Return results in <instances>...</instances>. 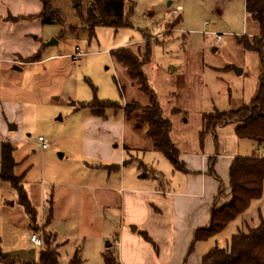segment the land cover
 Segmentation results:
<instances>
[{
  "label": "rangeland",
  "instance_id": "rangeland-1",
  "mask_svg": "<svg viewBox=\"0 0 264 264\" xmlns=\"http://www.w3.org/2000/svg\"><path fill=\"white\" fill-rule=\"evenodd\" d=\"M132 1L130 27L101 26L93 36L78 15V11L86 15L93 0H52L64 23L43 25L29 16L16 29L3 21L1 12L9 3L0 0V54H18L10 63L0 61V103L6 105L7 118L13 117L9 124L18 127L16 132L0 130L1 252L17 251L24 245L36 251L33 263L38 264L42 248L30 242L35 234L58 248L60 264H72L75 259L80 264H105V253L117 256L108 244L116 236L114 221L119 212L115 200L103 203L97 189L107 179L102 169L107 165L102 150L105 136L89 133L94 130L87 119L93 116L90 106L94 102L124 107L135 100L144 106L150 104V97L127 77L111 51L150 43L151 61L143 71L164 116L173 124L171 139L185 151L198 149L211 131L205 117L215 118L255 99L249 100V95L256 58L264 68V47L261 52L248 51L242 43L247 40L255 45L258 38L251 36L257 23L247 14L245 0ZM11 2L21 14L38 9L37 0ZM178 8L181 11L175 17ZM28 35L33 38L28 40ZM214 35H221L222 43L216 45ZM31 51L36 55L23 57ZM244 66L247 72L237 76L233 68ZM106 111L112 122L123 125L122 138L114 143L117 152L125 144L127 163L142 158L147 151L136 149L144 150L152 143L148 126L135 116L128 120L123 112ZM40 137L48 149H41ZM5 143L15 148V185L24 176L33 219L20 204L15 185L1 178ZM252 144L264 153V146L253 142L242 141L241 147L245 151ZM161 158V167L168 172L173 165ZM50 202L51 219L47 218ZM62 225L64 233L59 230ZM239 233L235 223L230 224L213 239V247L227 248ZM15 263L23 264L20 260Z\"/></svg>",
  "mask_w": 264,
  "mask_h": 264
},
{
  "label": "crops",
  "instance_id": "crops-1",
  "mask_svg": "<svg viewBox=\"0 0 264 264\" xmlns=\"http://www.w3.org/2000/svg\"><path fill=\"white\" fill-rule=\"evenodd\" d=\"M5 1L9 5L2 12L0 11L2 19L7 26L10 25L15 29L19 27L20 22L27 20L11 22L7 21L8 18L35 16L42 10L39 0H37L38 9L26 10L23 14L13 9L11 0ZM259 35L257 25L251 36L259 37ZM26 37L28 40L33 38L32 35ZM215 44L218 45L216 40ZM36 49L39 53V46ZM33 52L22 56H35ZM0 55V61L8 63L18 56L16 53L13 56ZM256 60L257 68L249 100L258 94L260 78L264 70L260 68L258 58ZM246 72L247 68L244 66L242 75ZM5 106L0 103V130L16 132L18 127L16 130L10 129L12 124L9 123L12 122L13 117L7 118L4 112ZM87 123L94 130L89 133L99 137H103V134L105 136L102 150L106 153L107 165L102 169L107 173V179L103 184L98 185L97 189L101 193V201L109 204L110 198H113L119 212L118 219L114 221L117 227L114 233L116 236L111 237L108 244V247H113L117 252L118 264H202L203 257L214 248L213 239L217 236L199 242L195 240V235L199 230L209 228L215 208L231 202L232 163L236 158L251 157L253 154L264 158V153L261 154L254 144L243 151L242 141H252L238 138L237 124L217 126L206 133L198 149L192 147L185 151L172 140L179 151L182 169L176 171L171 166L166 172L161 167L163 160L161 157L165 158V156L154 150L152 143L144 150L136 149V151H147L142 158L138 156L132 160V164L127 163L125 144L123 151L118 152V146L114 145L122 138V124L112 122L109 117L102 119L95 116L89 117ZM262 219H264V196L243 216L230 224L235 223L239 232L247 234L251 229L257 228ZM132 226H135V232L132 231ZM30 242L35 245L31 237ZM25 248L23 245L18 247V250ZM1 258L0 255V264H4ZM16 260L20 259H15L14 264Z\"/></svg>",
  "mask_w": 264,
  "mask_h": 264
},
{
  "label": "trees",
  "instance_id": "trees-1",
  "mask_svg": "<svg viewBox=\"0 0 264 264\" xmlns=\"http://www.w3.org/2000/svg\"><path fill=\"white\" fill-rule=\"evenodd\" d=\"M42 10L31 19L38 18L43 25L64 23L61 12L53 7L52 0H39ZM246 12L257 23L260 35L255 40V45L243 40L248 51L261 52L264 47V0H245ZM134 14V3L132 0H93L87 14L78 11L82 25L95 36L98 27H112L116 30L131 26V18ZM26 18H11L12 22L25 20ZM150 43L145 47L140 45H129L111 51V56L121 65L127 77L137 85L141 91L149 95L150 104L142 105L133 100L126 102L122 107L111 102H94L91 104L92 115L107 119V111L113 110L115 114L123 112L126 119L133 116L142 125L148 126L147 137L151 140L154 150L162 153L175 167L182 169L179 161V151L171 139L173 129L172 122L164 116L157 95L151 88L143 67L151 61ZM208 129L228 124H237L236 134L240 140H249L264 146V71L260 78V89L252 102L237 110L220 112L215 118L205 117ZM15 148L10 143L2 146V169L3 181L15 185L18 179L14 175L16 166L14 160ZM212 173V172H211ZM24 176L20 177V183L15 185L20 196V204L26 209L28 215L33 219L35 213L31 202L25 192ZM21 184V185H20ZM230 186L232 200L227 205L215 208L212 212L209 228L199 230L195 240L207 241L221 234L228 225L243 216L256 202L264 196V158L253 154L251 157H239L234 160L230 167ZM53 202H50L47 218H52ZM46 245V246H45ZM44 246L46 248H44ZM58 248H53L47 240H43L40 262L38 264H60ZM105 264H118L117 256L112 252L104 254ZM4 264H14L10 258H1ZM23 264H35L24 262ZM72 264H80L76 260ZM202 264H264V219L261 224L251 229L247 234L240 232L232 237L227 248L214 247L202 259Z\"/></svg>",
  "mask_w": 264,
  "mask_h": 264
},
{
  "label": "water",
  "instance_id": "water-1",
  "mask_svg": "<svg viewBox=\"0 0 264 264\" xmlns=\"http://www.w3.org/2000/svg\"><path fill=\"white\" fill-rule=\"evenodd\" d=\"M52 44H54V41L49 43V44H47V46H51ZM15 69L16 70H20V67L15 66ZM233 70L238 76H240L242 74V69L234 67ZM73 105H75V103H73ZM10 129L11 130H16L17 127L15 125H11ZM63 229H64L63 225L60 226L59 230L62 231V233L65 232ZM131 229H132L133 232H135V230H136V228L134 226H132ZM0 255L3 258H10L12 260L20 259L23 262L36 261V258H37L36 251L34 249H31V250H17V251H13V252H9V253H3V252L0 251Z\"/></svg>",
  "mask_w": 264,
  "mask_h": 264
},
{
  "label": "built area",
  "instance_id": "built-area-1",
  "mask_svg": "<svg viewBox=\"0 0 264 264\" xmlns=\"http://www.w3.org/2000/svg\"><path fill=\"white\" fill-rule=\"evenodd\" d=\"M179 11H181L180 8H178V9L174 12V16H175V17L178 15ZM157 31L160 33V36H163V33H164V32H163V30H162L161 27H158V28H157ZM214 37H215V40H216V43H217V44L222 43V41H223V37H222L221 35H214ZM39 142H40V144H41V149H43V150L48 149V145L45 143V139H44L43 137H40V138H39ZM31 241H32V242L35 244V246H37V247H42V246H43V240L40 239V238H38L36 235H32V236H31Z\"/></svg>",
  "mask_w": 264,
  "mask_h": 264
}]
</instances>
